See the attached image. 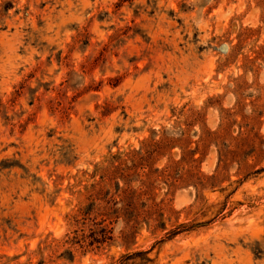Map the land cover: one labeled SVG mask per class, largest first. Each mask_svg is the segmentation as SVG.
Listing matches in <instances>:
<instances>
[{
    "label": "rangeland",
    "instance_id": "1",
    "mask_svg": "<svg viewBox=\"0 0 264 264\" xmlns=\"http://www.w3.org/2000/svg\"><path fill=\"white\" fill-rule=\"evenodd\" d=\"M0 264H264V0H0Z\"/></svg>",
    "mask_w": 264,
    "mask_h": 264
}]
</instances>
